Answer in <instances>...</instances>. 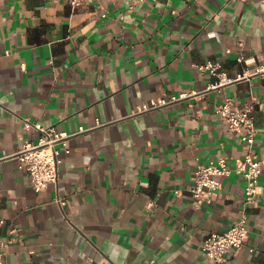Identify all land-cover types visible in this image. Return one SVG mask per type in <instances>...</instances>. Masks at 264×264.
I'll use <instances>...</instances> for the list:
<instances>
[{"label": "crops", "instance_id": "obj_1", "mask_svg": "<svg viewBox=\"0 0 264 264\" xmlns=\"http://www.w3.org/2000/svg\"><path fill=\"white\" fill-rule=\"evenodd\" d=\"M205 59L230 76L264 61V0H0V153L38 137L23 117L68 132L101 123L68 139L39 192L15 157L0 160L1 264H208L203 237L241 215L246 242L221 264H264V167L251 206L235 172L198 206L187 190L197 165L247 150L214 111L226 97L252 106L251 151L264 155V78L212 87L194 66Z\"/></svg>", "mask_w": 264, "mask_h": 264}, {"label": "built area", "instance_id": "obj_2", "mask_svg": "<svg viewBox=\"0 0 264 264\" xmlns=\"http://www.w3.org/2000/svg\"><path fill=\"white\" fill-rule=\"evenodd\" d=\"M60 1V0H52ZM67 2L71 8L98 0H62ZM240 45L241 42L238 41ZM5 52H8L7 50ZM237 61H243L244 55L241 51L236 57ZM194 66L201 72H208L215 76L216 80L211 84L217 87L224 83L238 80H247L253 76L264 78V61L257 62L253 67H244L234 76H230L220 64L211 59H205L195 63ZM188 93L181 92L158 98H150L147 102L138 105V111H145L152 108H158L186 97ZM215 113L225 123L228 132L238 133L240 139L246 146V152L242 157L236 158L232 164L226 162L225 157H217L213 161L197 165L192 176L191 183L187 190L192 197L195 206L206 197L212 196L220 188V177L235 172L244 179L243 199L245 206L254 205L258 199L259 182L258 177L264 167V155L258 156L251 151L254 142L256 125L255 115L251 105L244 104L242 107L233 104L229 97L217 104L214 108ZM97 120L91 127L79 126L77 131L68 132L58 130L54 126H45L38 121H33L29 117L22 118V126L26 131H37L38 137L34 140L24 139L19 149L12 154L0 153V160L6 157H15L18 167L23 169L29 176V182L34 191L39 192L49 184L57 182V164L60 161L58 154L60 149L64 153L69 152L67 145L68 139L80 131H84L99 125ZM178 192V190H175ZM59 204L65 203V198L57 197ZM153 202H149L152 205ZM5 220L0 216V225ZM247 237V228L245 226V216L241 215L237 220L221 231H209L203 237L200 248L204 259L208 264H221L227 259L229 250L238 248L245 244ZM10 239L0 235V264L5 254L6 247ZM252 251L253 248L249 247Z\"/></svg>", "mask_w": 264, "mask_h": 264}]
</instances>
